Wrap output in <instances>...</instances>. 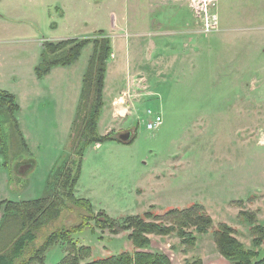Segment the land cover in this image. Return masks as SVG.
<instances>
[{
    "label": "rangeland",
    "instance_id": "1",
    "mask_svg": "<svg viewBox=\"0 0 264 264\" xmlns=\"http://www.w3.org/2000/svg\"><path fill=\"white\" fill-rule=\"evenodd\" d=\"M100 32L111 55L97 128L135 138L84 149L76 196L89 200L95 218L83 223L65 209L58 223L72 240L52 243L44 262L57 264L70 251L82 264L134 251L135 220L127 216L150 212L147 220L171 226L167 210L193 204L211 215L214 229L232 226L264 256V239L254 248L252 233L264 225V0H0V90L14 93L27 143L0 103V200L43 196L55 163L72 154L71 124L93 43L75 63L40 76L42 43L95 40ZM154 115L161 123L148 129ZM24 163L31 166L22 172ZM193 231L191 248L172 232L149 234L147 250L192 263L217 247L212 231ZM83 246L90 252H77Z\"/></svg>",
    "mask_w": 264,
    "mask_h": 264
},
{
    "label": "trees",
    "instance_id": "2",
    "mask_svg": "<svg viewBox=\"0 0 264 264\" xmlns=\"http://www.w3.org/2000/svg\"><path fill=\"white\" fill-rule=\"evenodd\" d=\"M95 40L90 38L65 39L59 41H45L43 44V55L41 63L37 66V75L43 76L49 73L51 67L56 65L67 66L75 63L79 59L85 46L93 43L92 53L88 58L87 70L83 79V87L79 97V104L76 110V117L73 121L70 133L71 155L61 164L55 163L53 170L48 176V182L45 194L34 199H25L21 201L0 200V208L5 206L4 214L0 221V264H32L39 261L44 264V254L47 248L57 240L71 241L70 230L60 228L58 223L63 211L71 209L83 217V223L94 219L93 209L88 199L76 196V185L79 178V172L84 152L89 145L100 143L106 139H117L122 142H131L135 135L130 134L129 140H122L109 132L101 135L97 128V120L102 107L104 77L106 71L107 58L111 55L110 39L99 34ZM102 35V36H101ZM57 49H56V48ZM55 49V50H54ZM0 103L7 105L6 115L12 118L15 131L19 140L25 146V141L19 129V124L15 119V112L18 110V104L15 96L6 91L0 90ZM1 116V115H0ZM1 131V130H0ZM130 132V131H129ZM1 135V133H0ZM73 154L75 157H73ZM75 166V169L74 167ZM63 171V173H62ZM83 210V213H80ZM241 215L244 212H240ZM106 220L112 223L117 222L104 211H100ZM145 215V216H144ZM149 214L127 216L124 221H134V228L129 239L136 246V250L127 252L122 251L119 254H112L83 264H173L166 253L152 252L149 249L151 238L149 234L158 233L167 234L177 232L182 238L183 243H187L189 248L196 242L194 229L197 233L206 234L213 232L214 240L218 251L232 264H264V256L259 257L258 251L253 248H247L237 238L236 230L226 223H221L214 229V220L199 204H193L189 207L171 208L164 215L166 219L172 221L171 226L161 224V221H149ZM157 219H163V216ZM83 223L80 225L83 226ZM129 227L125 228L128 229ZM194 228V229H192ZM254 237V248L261 243L264 235L260 238V233L264 232V225L255 224L252 228ZM73 232V231H72ZM119 229H116V233ZM67 238V239H66ZM76 248V245L73 244ZM88 246L78 248L81 252H90ZM77 249V248H76ZM82 255L76 252H68L57 264H82L80 258ZM199 258L188 264H203Z\"/></svg>",
    "mask_w": 264,
    "mask_h": 264
},
{
    "label": "crops",
    "instance_id": "3",
    "mask_svg": "<svg viewBox=\"0 0 264 264\" xmlns=\"http://www.w3.org/2000/svg\"><path fill=\"white\" fill-rule=\"evenodd\" d=\"M114 15V14H113ZM61 40H64V39H60V41ZM46 41H55V40H46ZM57 41H59V40H57ZM45 42V41H44ZM44 42L42 43V47H43V44H44ZM90 57V56H89ZM88 60V59H87ZM87 65H88V63H87ZM84 72H86V71H84ZM83 72V74L85 75V73ZM83 78H84V76H83ZM7 91V90H6ZM9 92V91H8ZM123 92H128V90L127 91H123ZM11 93V92H10ZM129 93V92H128ZM13 95H14V93H12ZM80 95H81V93H80ZM15 96V95H14ZM119 96V95H118ZM120 97V96H119ZM121 100H124V98H122V97H120V103H121ZM15 101H16V97H15ZM16 103L18 104V102L16 101ZM18 106H19V104H18ZM19 108V107H18ZM121 108H124V107H122V105H121ZM125 109V108H124ZM120 111V110H119ZM16 113H17V111L14 113L15 114V116H16ZM121 113V112H120ZM117 113H116V111H115V109H113V117L116 119L117 118ZM16 120H17V122H18V118H17V116H16ZM18 124H19V122H18ZM73 124V123H72ZM22 125H21V122H20V124H19V127H21ZM20 129V128H19ZM112 131H115V128H113V129H109V132H112ZM125 131H127L128 133H129V131L130 130H125ZM108 132V133H109ZM118 132H120L119 130L118 131H116V132H112V133H118ZM131 132V131H130ZM71 133V132H70ZM107 133V134H108ZM21 134H22V132H21ZM23 136V135H22ZM24 139V141H25V145L27 144L26 143V140H25V137H23ZM117 140V139H116ZM100 144L99 143H97V146H99ZM26 163H24L23 165H25ZM27 165V164H26ZM22 200H25V199H22ZM19 201H21V200H19ZM2 210V213H0V221H1V217L3 216V214H4V210L3 209H1ZM259 223V222H258ZM260 224V223H259ZM210 233V232H209ZM206 234H208V233H206ZM151 239H153V238H151ZM215 247H216V245H215ZM214 247V248H215ZM201 258H202V260L201 261H203V264H230L229 263V261L228 260H225V258L224 257H222V255L218 252V250H217V248H215V249H212L211 251H207V252H204V254H202V256H201ZM46 264V263H45ZM173 264H175V263H173Z\"/></svg>",
    "mask_w": 264,
    "mask_h": 264
},
{
    "label": "built area",
    "instance_id": "4",
    "mask_svg": "<svg viewBox=\"0 0 264 264\" xmlns=\"http://www.w3.org/2000/svg\"><path fill=\"white\" fill-rule=\"evenodd\" d=\"M209 10L205 8V12H208ZM162 117L160 115H154L149 121L147 122V128L148 129H156L159 124L161 123Z\"/></svg>",
    "mask_w": 264,
    "mask_h": 264
},
{
    "label": "water",
    "instance_id": "5",
    "mask_svg": "<svg viewBox=\"0 0 264 264\" xmlns=\"http://www.w3.org/2000/svg\"><path fill=\"white\" fill-rule=\"evenodd\" d=\"M130 134H131V132H129V133L128 132H125V133L120 134L119 136H120V139H122V140H129L130 137H131ZM30 166L31 165H29V164L22 165L21 171L22 172L26 171V169H28Z\"/></svg>",
    "mask_w": 264,
    "mask_h": 264
}]
</instances>
